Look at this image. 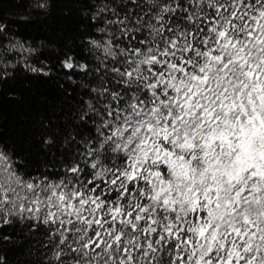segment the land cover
<instances>
[{
  "label": "snow or ice",
  "instance_id": "snow-or-ice-1",
  "mask_svg": "<svg viewBox=\"0 0 264 264\" xmlns=\"http://www.w3.org/2000/svg\"><path fill=\"white\" fill-rule=\"evenodd\" d=\"M92 6L96 135L52 175L0 151V230L43 226L48 264H264V0Z\"/></svg>",
  "mask_w": 264,
  "mask_h": 264
},
{
  "label": "trees",
  "instance_id": "trees-1",
  "mask_svg": "<svg viewBox=\"0 0 264 264\" xmlns=\"http://www.w3.org/2000/svg\"><path fill=\"white\" fill-rule=\"evenodd\" d=\"M41 2L0 0V63L8 65L0 79V151L11 156L25 176L59 171L76 147L66 138L95 136L99 123L95 116L84 122L78 118L86 102L96 103L90 88L99 84L91 71L98 62L88 41L103 39L96 31L103 24L91 20L98 0H47L45 8L37 7ZM12 45L15 50L4 51ZM20 45L32 51H21ZM67 55L88 64L89 73H68L61 63ZM31 67L48 74L32 72ZM50 256L43 226L30 230L28 222H14L0 230L2 264H48Z\"/></svg>",
  "mask_w": 264,
  "mask_h": 264
}]
</instances>
